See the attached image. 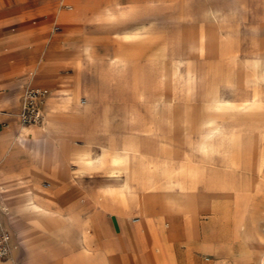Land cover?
I'll return each instance as SVG.
<instances>
[{"label":"crops","instance_id":"obj_1","mask_svg":"<svg viewBox=\"0 0 264 264\" xmlns=\"http://www.w3.org/2000/svg\"><path fill=\"white\" fill-rule=\"evenodd\" d=\"M65 1L67 10L62 11L59 17L62 21L72 22L75 16L74 28H71L74 30V35L68 42L69 51H65L66 46L62 45L58 52L48 51V59H68L71 63L83 64L82 56L91 59L97 56L95 49L99 48L102 51L109 49L105 43L108 38L115 42L130 43L131 46H117L116 54L109 61L105 59L106 53L100 52L97 58L102 62L95 80L89 74L83 77L78 71L70 74L67 80L59 81L50 77H42L39 80L34 77L33 72L28 73L30 78L21 76L29 64H25L20 69L12 68V38L5 30L0 31V108L13 110L10 115L5 114L0 117V120L10 122L0 128V183L12 191L20 192L25 189L23 184L28 182L30 188L24 190V202L29 194L33 197V203L38 209L50 212L49 216L36 215L33 214V208L25 207L23 203L19 207L14 206L12 212L5 213L2 221L10 231L11 253L9 257L0 259L3 262L0 264H30L31 259H34L37 264H58V261L65 264H93L94 258H100V261L108 264H204L203 257L207 259L214 257V264H264V256L261 257V252L264 251V224L254 228L240 219V229L237 230L239 216L226 215L222 207L230 198L235 199L233 190L209 187L210 184L215 186V183H219L220 178L236 177L235 174L226 170L228 158L225 152L218 153L216 150V147L222 144V140H225L218 121L225 113L232 117L241 116L237 111L242 104L231 105L215 90L210 95L211 103L207 105L209 110L201 117H194L190 107L185 106V112L181 118V138L172 132L174 128L168 117V104L175 99V83L178 78L176 65L184 49L200 51L203 48V39L193 41L182 23H172L169 18L173 11L169 2L180 0ZM200 1L213 3L202 8L201 12L206 16L215 17V14L220 12L214 2L221 0ZM229 1L235 3L243 0ZM213 8L218 10L212 13ZM232 8L234 11L237 10L234 4ZM198 12L199 8L193 6L188 8L183 16L187 17L188 22L197 18ZM77 14L79 17L82 15L81 21L79 20L81 28L76 25ZM156 41H159V44L146 54L150 61L157 58L163 60L165 78L162 84L165 92L162 94V99H152L149 84L146 81L141 84L134 77L131 85L134 89V101L142 103L145 107L141 109L132 104L124 106L125 86L120 74L123 72L124 61L140 55L146 48L150 50L151 43ZM247 62L239 55H235L229 60L228 69L218 73V80L228 85L237 84L236 66L238 64L245 66ZM34 82H44L51 87V90L44 85H33ZM28 85L48 89L43 105L44 114L48 99L54 97L50 109L55 110L56 113L47 128L53 134L66 135L64 138L44 139L35 136L25 142L27 148H23V144L13 140L12 136L20 132L21 125H18L16 131V111H19L23 90ZM63 87L68 88V99L59 95L58 90ZM245 100L249 99L245 98ZM253 103L250 99V107L244 106L245 116L253 115ZM111 114L120 115L122 122L112 123ZM234 133L240 138L241 144L246 146V151L251 157H249V171L246 170L243 176L247 185L245 199L257 193L264 195V164L261 167L260 162L264 149V129L251 138H243ZM77 134L82 137V141L78 142L73 138ZM192 134H196L198 138L196 148L201 155L199 160H195L185 151L180 153L183 150L182 144L191 140ZM230 144L225 143V145ZM125 145L150 151L154 161L162 160L164 157L168 158V161L177 163L184 156L185 173L180 175L170 172L168 174V177L178 176L179 180L184 182L187 179H195L196 183V187L188 186L184 191L178 187H176L177 191L173 190L172 185H170L171 188L169 187L171 190L169 200L176 206L182 220L181 231L175 236V242L178 244L184 241V249L171 248L164 227L165 223L162 221L161 214H158L154 208L155 202L148 199L150 201L148 207L152 209L149 213L137 212L139 205L142 204L140 200L144 199L142 192L151 190L147 170L141 171L137 176L138 181L132 184L131 190L126 191L128 197H133L134 201L130 199L129 201L121 200V202L134 208L138 220L144 218L151 221L150 232L155 238L154 245L159 251L150 250L143 253L140 249L134 250L128 245L124 246L127 243L124 219L112 217L111 224L115 225V228L111 236L117 255V260H112L110 257L113 256H110L108 244L109 235L106 236L98 228L99 224L90 215L91 213L89 215L86 213L85 217L79 219V223L74 217L77 209L75 198L67 197L58 206L39 198L41 183L47 182L48 185L45 186L54 192L59 165L71 167L69 162L78 163V159L86 156L91 147H98L102 153L101 160L103 162L108 160L111 165L117 164L114 161L117 158L126 164L132 159L138 166H142L144 157L138 152H134L135 156L132 157L128 151L124 150ZM109 146L116 148L109 149ZM62 147L65 155L60 153ZM65 173L68 174L67 171ZM154 177L157 176L154 175ZM23 180L26 183H23ZM143 184L147 189L142 187ZM68 187L69 185L64 186V188ZM163 188L168 189V185H164ZM156 190L158 189L152 191ZM71 192L75 193L76 188L74 187ZM205 205H209L215 215L200 222L201 210ZM85 208L86 211L89 210ZM21 209H24L27 215ZM18 213L24 216L18 219ZM55 214L57 216L65 214V219L59 228L52 230L54 220L57 219ZM40 223L48 229V232ZM84 225L85 234L83 235ZM88 226L89 231H87ZM36 227H40L45 238L39 239L38 235L34 234L37 232ZM135 230L138 233L137 227ZM77 231L83 242L81 250L76 248ZM235 232L239 233L237 241L233 239ZM95 236L100 239L102 247L97 255H94L91 244V238L94 240ZM85 242L89 243L90 249H86ZM29 244L33 248V253L25 250Z\"/></svg>","mask_w":264,"mask_h":264},{"label":"rangeland","instance_id":"obj_2","mask_svg":"<svg viewBox=\"0 0 264 264\" xmlns=\"http://www.w3.org/2000/svg\"><path fill=\"white\" fill-rule=\"evenodd\" d=\"M65 3V0H0V31L5 30L8 32L13 42L12 68L20 69L25 64H29L21 76L30 78L28 73L33 72L34 77L39 80L42 77H50L61 81L67 80L70 74L78 71L83 77L85 74H89L95 80L102 62L97 58L100 52L106 53L105 59L109 61L116 54L117 49L115 48L117 46H131L130 43L115 42L108 38L105 43H107L109 49L103 51L99 48L95 49L97 56L91 59H86L82 56L83 64L71 63L68 59H48V51L58 52L62 45L66 46L65 51H69L68 42L74 35V30H71V28H74L75 16L72 22H64L59 17L62 11L67 10ZM169 4L172 5L174 11H172L173 13L171 12L169 17L172 23H182V26L188 31L190 39L193 41L203 39V48L200 51L192 50L191 48L184 49L182 51L183 54L180 56V61L176 65L178 78L175 83V99L168 104V117L174 128L172 132L178 138H181V118L185 112V106L190 107L189 109L194 117H201L209 110L207 105L211 103L209 101L211 92L216 90L222 99L228 101L231 105L239 106L242 104L237 111L241 116L232 117L228 113L223 114L218 121L220 128L224 131L233 130L243 138H251L256 134H260L264 129V0H243L235 3L229 0L215 1L214 4L220 10L218 14H215V17L206 16L201 12L204 6L213 5L210 1L180 0L169 2ZM233 4L237 9L235 11L232 8ZM193 6L199 8L197 18L187 22V17H184L183 13ZM81 17L82 15L79 17V14L76 16L78 21L76 25L80 26L78 28H81L79 23ZM158 44L159 41L153 42L149 48L150 50L146 48L140 55L124 61V66L122 65L123 72L120 73L125 86L124 106L132 104L139 106L141 109L145 107L142 103L134 101V89L131 86L134 77L141 84L144 81L149 84L152 99H162V94L165 92L162 84L163 60L157 58L150 61L146 54ZM261 53H263V56H261ZM235 55H239L240 58L248 62L245 66L241 64L236 66L238 82L235 85H228L218 80V73H223L228 69L230 66L229 60ZM34 83L33 85H44L51 90V87L44 82ZM245 98L249 100H245ZM53 99L54 97L48 99L47 110L51 107ZM250 99L254 102V107H252L254 113L253 115L245 116L244 106L250 107ZM12 111V109L0 108V117L5 116V114L10 115ZM111 116L112 123L122 122L120 115L111 114ZM8 124H10L9 121L0 120V128ZM18 125L16 111V130L19 127ZM24 127L29 128L28 126ZM51 134L52 139L66 136ZM190 136L191 140L182 144L183 150L180 153L182 154L185 151L191 154L195 160H199L201 155L196 148L197 135L192 134ZM12 138L15 141V135ZM73 138L78 142L83 140L79 134ZM60 153L65 155L63 147ZM69 164L71 167L58 166V178H56L54 192H51V189L45 186L48 185L47 182L41 183V186H39L41 192L38 193L39 198L48 200L56 206L60 205L67 197L75 198L77 209L74 217L77 218L78 222L80 218L86 216V213L87 215L91 213L90 215L99 224L98 228L106 236L109 235L108 244L111 251L110 256H113L110 257L112 260H117L116 246L111 236L115 228V225L111 224L110 219L112 217L124 219L127 237V243L124 246L126 245L127 247L128 245L130 249L134 250L140 249L143 253L150 250H158L154 245L153 240L155 238L150 232L151 221L144 218L138 220V215L135 213L134 208L123 204L119 200L117 188L121 186L122 182L114 181L108 177L107 172L112 168L108 160L102 164L96 160L92 169L84 171L83 165L80 163L71 161ZM72 168H76V170H72ZM65 170L68 174L65 173ZM178 180V176L168 177V181L165 178H160V185L163 186L168 182V189H164L161 186L156 191L147 190L142 192V197L155 202L154 208L158 214H161L162 221L165 223L164 227L167 231L171 248L182 250L185 246L184 241L178 244L175 242V236L180 234L181 231L182 220L176 206L169 200L171 195V184L169 183ZM22 182L24 183L25 181L23 180ZM132 183L134 184V181ZM23 185L25 189L30 188L28 182ZM67 185L69 187L64 188ZM74 187L76 188L75 193L71 192ZM142 187L147 189L145 184ZM171 189L177 191L176 187ZM24 190L15 192L0 183L1 220L5 213L13 211L14 206L19 207L25 203ZM233 193L235 194V199L230 198L226 201V204L222 206L223 213L231 217H241L250 227L256 228L264 224L263 193L254 194L247 199H245L246 195L243 192ZM85 207L89 208V210L86 211ZM209 207V205L202 207L200 222H204L215 215V212ZM21 216L24 215L18 213L17 218L19 219ZM106 221H108V224H106ZM61 223V221L55 219L52 230L59 228ZM40 225L48 232V229H45L41 223ZM136 227L138 228V233H136ZM77 228L79 229V227ZM36 230L37 232H34V234H37L39 239L45 238V234L40 227H36ZM87 231H89V226ZM238 234L236 232L233 233L235 241L239 240ZM88 235L90 237V233ZM80 239L81 236H79V231H77L76 248L81 250L83 249V242ZM182 240L184 239L182 238ZM91 244L94 255H97L102 249L100 239L97 236L94 237V240L91 238ZM25 250L30 251V253L34 252L31 244L26 246ZM203 261L204 264H214L215 258L210 257L207 259L203 257ZM30 264H37V262L31 259ZM58 264L65 263L58 261Z\"/></svg>","mask_w":264,"mask_h":264},{"label":"bare ground","instance_id":"obj_3","mask_svg":"<svg viewBox=\"0 0 264 264\" xmlns=\"http://www.w3.org/2000/svg\"><path fill=\"white\" fill-rule=\"evenodd\" d=\"M217 10H218L217 8H213L212 13H215ZM164 78H165V75H164V69H163L162 80H164ZM59 95H61V97H66L68 99V88L67 87L61 88L59 90ZM55 113H56V111L53 109H50V107H49V109L46 111V113L43 116V120L41 122L42 124L39 123L41 125H38V124L20 125V132L15 135V141L23 144V146H22L23 148H27L25 142L30 141L35 136H39V137H42L44 139H46V138L52 139L51 138L52 134L48 130L47 127L52 122ZM36 125H38V126H36ZM24 126H28L29 128L24 127ZM30 126H35V127L31 128ZM221 134L225 140H222V144L217 146L216 150L218 153L225 152V155L228 158V160L226 162L228 169H226V170H228L232 174H235L236 177L235 178H220L219 183H215V186H212L210 184L209 187L219 188L221 190L230 189V190H233V192H235V193H242V192L245 193V189H246L245 187L247 185H245V178L243 176H244L245 171L249 169V157H250L249 153L246 151V146L244 144H241L240 138H238L237 135L233 131H227V130L224 131L222 129ZM24 140H26V141H24ZM225 143H231V144L225 145ZM108 148L113 149L116 147L109 146ZM123 148H124V150L128 151L132 157L135 156L134 152H138L140 155H142L144 157L143 158L144 162H143L142 166H138L136 163H134L132 161V159L130 160V162L128 164H126L124 162H120L119 159H117V158H116V160L114 159V161L117 164L112 165V168L107 173H108V177L112 178L114 181H121L122 182L121 186L117 188L119 200L129 201L131 199V201H134L133 197H130V198L128 197V194L126 193V191L132 189L131 188V186L133 184L132 181H134V183L137 182L138 181L137 176L143 170H147V175H149L148 176V184L151 186V190L159 189L162 186V185H160L161 183L159 182L160 178H165L168 181V174L170 172L177 173L180 175L185 173L186 162H185L184 156H182V159H180V161H177V163L172 162V161H168V158H164V157H162V160L156 159L154 161V156L150 155V153H151L150 151L143 150V149H136L132 146H126V145L123 146ZM101 157H102V153H101L100 149L98 147H91L90 152L86 156H83V157L78 159V163L83 165V171L84 170H90L94 167V165H95L94 163L96 160H98L101 164L104 163L101 160ZM260 162H261V167H262V165L264 164V149H263V152L261 155V161ZM76 173H77V171H76ZM154 175H156L157 177H154ZM247 180H249V179H247ZM248 183H249V181H248ZM170 184L173 187H178L183 191L188 186L189 187H196L195 179L194 180L193 179H187L186 182H184L183 180H181V181L179 180L176 182H171ZM165 185H168V182ZM248 187H250V186H248ZM140 201L142 202V204L139 205L140 207H138V212L149 213L150 210H152L148 207L150 201L148 199H142ZM24 206L33 208L34 209L33 214L41 215V216L42 215L43 216H49L50 215L49 211L38 209L37 206L33 203V197L29 194L26 196ZM21 210L24 214L27 215V213L25 212L24 209H21ZM55 217H57V219H59L62 222L65 219V214H63L62 216H57L55 214ZM238 219H239V222H238V225L236 227L237 230L240 229V224H241L240 219H242V218L238 217ZM247 228H248V226H247ZM248 231H250V230H248ZM82 233H83V235L85 234V225L82 227ZM249 234H251V233L249 232ZM245 239L247 240V237ZM85 247L87 250L90 249L89 243L85 242ZM252 248H253V246H252ZM263 256H264V251L261 252V257H263ZM259 261H260V259H259ZM92 263L93 264H108L105 261H100V258L99 259L94 258Z\"/></svg>","mask_w":264,"mask_h":264},{"label":"built area","instance_id":"obj_4","mask_svg":"<svg viewBox=\"0 0 264 264\" xmlns=\"http://www.w3.org/2000/svg\"><path fill=\"white\" fill-rule=\"evenodd\" d=\"M48 95V89L33 85L24 88L19 111L18 123L21 125H35L43 120V105ZM10 231L0 219V259L9 257L11 253Z\"/></svg>","mask_w":264,"mask_h":264}]
</instances>
